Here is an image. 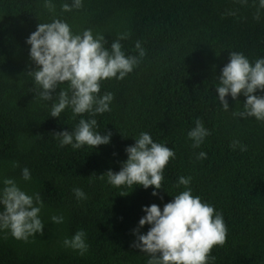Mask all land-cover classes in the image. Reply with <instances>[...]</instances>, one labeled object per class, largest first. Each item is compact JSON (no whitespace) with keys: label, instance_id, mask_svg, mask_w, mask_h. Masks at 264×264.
<instances>
[{"label":"trees","instance_id":"obj_1","mask_svg":"<svg viewBox=\"0 0 264 264\" xmlns=\"http://www.w3.org/2000/svg\"><path fill=\"white\" fill-rule=\"evenodd\" d=\"M52 3L54 13L44 8V0H0V188L12 178L44 202L43 235L24 242L0 231V264H147L148 254L131 246L137 238L133 230L146 214L144 206L163 209L186 190L176 186L181 176L191 177L192 194L222 212L228 227L226 244L213 248L211 264H264V122L232 115L243 110L242 94L239 104L229 95L224 111L215 80L231 51L253 64L264 58V9L259 21L253 18L259 0H83V7L71 12L61 6L72 0ZM54 18L66 21L73 33L92 29L94 36L104 35L109 52L121 33H129L120 40L126 56H138L135 44L141 42L146 55L138 66L122 80L101 82L99 95L114 96L110 112L73 119L69 108L51 117V103L67 85L57 87L53 101L31 92L34 78L27 73L37 66L26 40L39 23ZM81 118H95L96 131L112 133L110 143L61 148L53 133L71 132ZM197 119L211 134L194 149L187 133ZM141 132L176 153L155 196L154 186L117 188L106 175L99 178L109 169L120 171L126 147ZM234 140L247 150L230 147ZM201 151L207 158L197 160ZM24 167L31 172L28 181L22 178ZM73 188L88 199L77 200ZM53 215H62L63 223H53ZM150 227L139 231L146 234ZM78 230L85 231L89 245L83 256L63 244Z\"/></svg>","mask_w":264,"mask_h":264},{"label":"clouds","instance_id":"obj_2","mask_svg":"<svg viewBox=\"0 0 264 264\" xmlns=\"http://www.w3.org/2000/svg\"><path fill=\"white\" fill-rule=\"evenodd\" d=\"M247 4V0H239ZM44 8L50 13L55 12L52 0H44ZM83 0H72V3H63V12L81 9ZM261 9H264V0H259V6L254 19L259 21ZM229 15H236L229 12ZM129 33H121L118 39L111 43V52L105 48L107 40L104 35H93L92 29L83 30L82 34L73 33L71 26L64 20L54 18L49 23H39L34 32L27 38L29 57L37 66L27 75L34 78L35 87L31 92L39 100L53 101V93L58 86L60 91L51 103V117H60L66 109H71L73 119L76 116L89 114L95 117L111 111L113 93L99 95L101 82L108 79H124L140 63L146 55L141 42L135 44L138 56H126L122 51L120 40L127 39ZM218 55V54H217ZM229 62L222 68L221 75L215 80L218 100L224 111H229L227 97L231 95L239 104L238 97H246L243 110L233 111L232 115L243 117L245 120L254 117L264 122V96L255 93L264 91V58L257 59L254 64L242 53L231 51ZM95 118H81L71 132L64 130L53 133L59 139L61 148L71 145L81 149L85 145L95 148L109 144L112 133L101 135L96 131ZM210 131L205 128L200 119L195 121V127L188 131L187 136L192 140V148H199ZM126 137V136H125ZM135 144L126 147L127 159L122 162L120 171L111 169L100 175V179L107 177V182L117 188H132L133 185L147 189L154 186L152 195H158L156 190L164 188V169L170 159H175L176 153L171 148L154 142L151 135L141 132L135 138ZM234 150L239 147L246 151L245 145L234 140L230 145ZM203 151L196 155L197 160L206 159ZM19 167L18 162L12 163ZM22 178L30 180L31 172L27 167L22 170ZM191 177L181 176L177 187L183 185L186 190L174 196L171 202L163 209L155 203L144 206L146 213L139 220V225L133 230L136 240L131 245L150 257L147 264H211L215 256L211 255L214 247H223L226 244L228 227L222 212L205 202L201 197L194 196L189 187ZM77 200H87L88 197L81 188H73ZM121 192L120 195H127ZM162 199V197H161ZM0 231L7 230L11 236L19 241L27 242L29 237L36 233L43 235L44 223L40 212L44 202L39 193L27 194L12 178L3 180L0 188ZM62 215H53L51 221L63 223ZM145 224L151 225L146 234L139 231ZM86 233L78 230L71 239H65V247L78 251L83 256L89 250L86 243Z\"/></svg>","mask_w":264,"mask_h":264}]
</instances>
